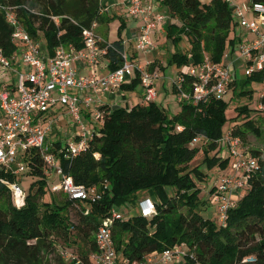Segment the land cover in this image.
I'll use <instances>...</instances> for the list:
<instances>
[{
  "label": "trees",
  "instance_id": "trees-1",
  "mask_svg": "<svg viewBox=\"0 0 264 264\" xmlns=\"http://www.w3.org/2000/svg\"><path fill=\"white\" fill-rule=\"evenodd\" d=\"M101 3V0H0V6L15 8L20 24L33 39L43 38L49 54L61 45L80 49L83 29H89L93 23L107 25L111 18L101 13ZM160 4L173 21L164 26L165 35L174 43L185 36L190 46L187 53L179 50L172 53L168 65L178 68L198 65L204 53L217 63L226 46L236 42L229 37L232 15L222 0H211L207 5L199 0H161ZM55 17L59 18L57 25ZM11 35L12 28L0 11V50L6 56L18 49ZM122 42L121 39L111 42L112 48L107 53L110 71L122 62ZM153 67L151 64L148 70L153 71ZM261 80V76H252L239 85L234 81L230 90L235 97L250 96L252 90L243 88ZM136 84L137 78L121 89L131 90ZM260 104L264 106V96ZM101 109L104 121L95 130L87 152L60 160L64 174L70 175L77 185L97 187L101 199L90 204H73L67 199L62 205L53 199L40 204L48 191L45 182L37 180L29 187L25 205L15 209L6 188L0 185V264H75L65 262L58 252L60 246L69 249L73 245L77 246L74 253L79 264H87L88 255L96 249L94 234L101 220L112 207L131 215L129 210L134 205L137 212L129 220L115 221L112 226L115 248L128 260L139 261L148 253L185 243L195 249L199 264H264V162L260 153L251 150L258 157L259 170L249 180L250 187L236 207L228 212L225 227L198 213L201 203L194 178L200 181L205 174L199 167L188 170V164L198 153V149L188 145L197 135L210 141L203 152L205 169L225 168L228 160L217 156L213 142L222 136L227 121L247 118L253 110L236 107V115L227 117V103L222 98L197 106L180 103V110L173 115H168L154 101L131 108ZM176 127L182 130L177 131ZM243 128L233 133L240 137L245 131L258 133L248 118ZM94 154L99 158L95 159ZM35 171L42 175L40 164ZM8 178L12 180L13 176ZM137 193H142L138 199ZM145 198L153 201L156 210L149 219L138 214V202ZM183 207L187 208L186 214L180 211ZM72 208L76 209L77 223L70 219ZM86 210L88 214L84 215ZM248 257L254 261L244 263Z\"/></svg>",
  "mask_w": 264,
  "mask_h": 264
},
{
  "label": "built area",
  "instance_id": "built-area-1",
  "mask_svg": "<svg viewBox=\"0 0 264 264\" xmlns=\"http://www.w3.org/2000/svg\"><path fill=\"white\" fill-rule=\"evenodd\" d=\"M160 1L101 0V13L107 14L111 7H121L125 15L140 21L134 36L135 55L132 53L128 57L123 49L120 66L105 75L97 71L105 59L108 61L107 53L112 45L95 32L96 23L82 30V48L61 45L49 54L45 46L33 39L20 24L15 8L0 6L4 19L12 28V42L18 45L9 56L0 50V185L6 188L15 209L25 205L27 194L17 181L18 176L25 175L35 181L43 180L50 195L60 193L73 204H90L101 199L97 187L77 185L70 175L64 174L60 160L61 157L67 160L87 152L95 130L103 124L105 117L101 109L105 105L99 96L118 91L122 85L137 78L142 102L155 101L154 79L159 73L144 70L136 58L139 54L146 57V53L153 52L152 35H156L159 27L173 22L162 10ZM222 1L229 9L234 8L237 25L244 34L235 39L233 46H226L219 62L214 63L205 56L200 64L187 65L175 79H170L179 104L197 106L210 99L222 98L236 81L239 66L244 78L262 77L259 84L261 98L264 96V0H250L243 8L235 6L234 0ZM248 14H251V20L247 19ZM58 19L53 18L56 25ZM150 64L146 60V68ZM77 68H85L87 74H79ZM248 88L252 90L250 85ZM55 105L65 107L66 113H54L52 108ZM257 110L264 113V106L259 104ZM60 117L70 118L74 128L79 130L63 134L56 130ZM176 130L182 128L176 127ZM233 131L231 127L213 142L217 156L228 160L231 171L220 176L208 194L216 205L220 227L226 226L228 212L236 207L250 187L249 180L259 170L258 157ZM208 144V139L197 135L188 146L198 149V145ZM198 153L202 154L199 150ZM93 156L99 158L98 154ZM38 164L41 176L35 173ZM8 176H13L12 180ZM83 213L87 215L88 210ZM138 214L146 219L156 214L150 198L138 202ZM130 216L117 207L109 210V215L101 220L94 234L96 249L88 255L87 264H199L195 249L185 243L162 252L148 253L139 261L121 256L115 248L112 226L115 221L129 220ZM58 252L65 262L80 263L72 250L60 246ZM253 261V257L243 260L244 263Z\"/></svg>",
  "mask_w": 264,
  "mask_h": 264
},
{
  "label": "rangeland",
  "instance_id": "rangeland-1",
  "mask_svg": "<svg viewBox=\"0 0 264 264\" xmlns=\"http://www.w3.org/2000/svg\"><path fill=\"white\" fill-rule=\"evenodd\" d=\"M201 4L207 5L210 3L211 0H199ZM235 6L238 5L239 7L243 8L245 5H247L250 0H234ZM234 8H231L230 11L232 12V23L230 26V39H237L241 38L244 34L241 30V28L237 25L238 18L233 12ZM34 12H38L37 9H34ZM108 17L111 18L110 22L107 25H100L96 27L95 32L105 41L111 43L114 41H117L121 39L122 41H125V52L127 53V56L129 57L130 54H132L134 51V34L135 29L140 26V21L136 18H131L127 15H125V10L121 7H111L108 10ZM248 20H251L252 18L247 16ZM178 24V22H177ZM159 28H163L162 26ZM158 29V32L156 35H152L153 43L155 45V50L153 51V54L146 53V57H144L143 54H139L136 58L142 68L148 69L150 65L152 64L153 70H159V77L154 79L155 84L154 88L157 91V95H159L158 100H155L158 105L163 107L168 115H173L177 111L180 110V106L177 101V95L175 90L172 91V81H170L168 78H174L176 75L182 71L186 66H183L181 68H178L175 65H168L167 59L170 58V55L174 53L176 50L181 51L182 53H187L190 46L187 40V37L181 36L180 39L175 41V43L172 41V38H168L164 32L160 33V30ZM164 29V28H163ZM42 46H44L43 38H40L38 40ZM203 56H208L207 53H204ZM146 60L150 61L151 64L146 68ZM162 67V68H161ZM232 75L233 74V67L231 68ZM167 78V80H165ZM244 79L243 76V70L239 66L237 69V84L239 85L241 81ZM167 83L168 85L165 87H162V84ZM252 93L250 96H239L235 97L232 91H228L224 96H222V99L227 103V111L226 116L227 117H234L236 115V111L234 109L236 107L241 106H247L249 109L253 110L249 114V117H247L250 121H252L254 128L257 129L258 133H254L252 131H245V134L241 136L244 143L250 148V150H256L260 154V159L262 162H264V113L255 111L258 108V105L260 104L261 99V85L258 82H251L250 84ZM248 86H245L243 89L248 90ZM174 89V88H173ZM141 88L139 84H136L135 87L128 91H115L113 93H108L105 95L104 99L102 100L103 105H110L111 109L116 107H133L137 104L141 103ZM112 96V98H111ZM108 99V101L106 100ZM52 111L56 113L57 115H60L62 113H66V108L62 107L60 105H55L52 108ZM247 118L239 117L235 122L229 123L227 121L223 126V132L227 131L231 127L236 129H244L243 124L245 121H247ZM56 130H59L62 134L67 131H75L79 130L78 127L74 128L72 120L70 118H64L60 117ZM66 139H64L65 142ZM63 142V143H64ZM208 145H198L199 152L201 151L202 154L197 153L195 158L188 164V170L193 169L194 167H199L205 176L199 181L196 178H194L195 186L199 190V194L197 195V198L201 204L198 205V213L205 219H211L215 222L217 226L220 225L218 213L216 211V205L215 203L208 197L209 191H211L212 187L217 185V180L220 176L225 175L226 173H230L229 166L226 165L225 168H221L219 166H214L209 170L205 169V166L203 165V152L207 148ZM212 154V153H211ZM209 154V155H211ZM226 156L225 154L223 155ZM17 181L21 185V189L25 194L28 193L30 185L35 182V179L31 176H18ZM58 184V182H56ZM173 192V190L171 191ZM49 193L45 194L41 200L40 204L44 202H50L52 199L57 202V204L62 205L63 201H65V197L58 193L57 195H50L52 198L50 199ZM142 193H137L135 195V198L138 199L141 197ZM43 209L40 208V211ZM129 210V209H128ZM183 214H186L187 208L183 207L180 210ZM122 212V210L120 211ZM131 213V216H133L137 212V207L134 205L132 209L129 210ZM69 216L73 223H77L78 221V215L76 212V209H69ZM60 244H62L60 242ZM77 246L73 245L69 249L73 252H77Z\"/></svg>",
  "mask_w": 264,
  "mask_h": 264
},
{
  "label": "crops",
  "instance_id": "crops-1",
  "mask_svg": "<svg viewBox=\"0 0 264 264\" xmlns=\"http://www.w3.org/2000/svg\"><path fill=\"white\" fill-rule=\"evenodd\" d=\"M111 2H113V1H111ZM107 15H108V13H107ZM247 16H249V17H251L252 18V16H251V14H248ZM163 28H164V26H162ZM161 29V28H159V29H161L160 30V33L161 32H164V29ZM137 30H138V28H136L135 29V34H134V36L137 34ZM158 32V31H157ZM156 32V33H157ZM124 50H125V47H124ZM148 54H153V52H148ZM147 56V55H146ZM153 64V63H152ZM109 62L105 59L104 61H103V63L101 64V66H100V68H98V71H97V73L98 74H100V75H105V74H107L109 71H110V69H109ZM162 68V67H161ZM78 69V72H79V74H82V75H86L87 74V70L85 69V68H77ZM157 72L159 71V70H156ZM169 80L171 79V80H173V78H168ZM165 80H167V78L165 79ZM124 85H128V83H126V84H124ZM168 84L167 83H165V84H162V87H164V90H165V87L167 86ZM173 86V85H172ZM174 89H173V87H172V91H173ZM118 91H123L121 88H120V90H118ZM166 91V90H165ZM107 95V94H106ZM104 97H105V95L104 96H99V98H100V100H101V102H102V100L104 99ZM111 98H112V96H111ZM141 100H142V95H141ZM158 98H159V95H157V97H156V99L155 100H158ZM107 101H108V99H106ZM141 103H142V101H141ZM179 104V103H178ZM105 106H107V108H110V107H108V106H110V105H105ZM179 106H180V104H179ZM111 109V108H110ZM178 112V111H177ZM176 112V113H177ZM175 113V114H176Z\"/></svg>",
  "mask_w": 264,
  "mask_h": 264
}]
</instances>
